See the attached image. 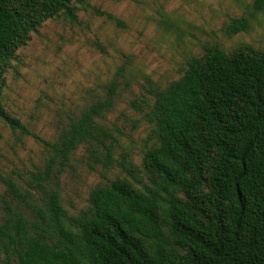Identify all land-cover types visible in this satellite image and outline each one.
Returning <instances> with one entry per match:
<instances>
[{
	"label": "trees",
	"instance_id": "1",
	"mask_svg": "<svg viewBox=\"0 0 264 264\" xmlns=\"http://www.w3.org/2000/svg\"><path fill=\"white\" fill-rule=\"evenodd\" d=\"M75 4L88 6L0 0V121L50 152L28 188L2 180L0 264H264V52L204 45L179 78L151 90L152 145L138 168L114 159L115 138L100 123L113 107V85L53 141L4 109L5 73L17 51L48 20L75 23ZM263 10L264 0H252V14ZM248 26L247 17L232 18L226 33ZM81 146L91 169L117 166L128 178L94 187L72 215L47 186L54 166H65Z\"/></svg>",
	"mask_w": 264,
	"mask_h": 264
},
{
	"label": "rangeland",
	"instance_id": "2",
	"mask_svg": "<svg viewBox=\"0 0 264 264\" xmlns=\"http://www.w3.org/2000/svg\"><path fill=\"white\" fill-rule=\"evenodd\" d=\"M85 2L87 7L75 4V23L61 17L48 20L17 51L5 73L3 106L32 133L53 141L71 118L103 99L113 85V107L100 123L115 138L114 159L126 158L138 168L152 145L145 118L151 90L179 78L204 45L227 52L250 45L264 52V10L252 14V0ZM93 10L112 15L120 24ZM243 16L249 19L248 29L227 35L229 20ZM87 155L81 146L65 166L58 162L47 186L59 193L72 215L87 205L91 189L127 177L117 166L94 164L96 169H91ZM49 158L44 145L0 121V201L5 197L3 179L28 188L35 175L45 172Z\"/></svg>",
	"mask_w": 264,
	"mask_h": 264
}]
</instances>
